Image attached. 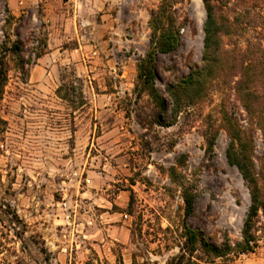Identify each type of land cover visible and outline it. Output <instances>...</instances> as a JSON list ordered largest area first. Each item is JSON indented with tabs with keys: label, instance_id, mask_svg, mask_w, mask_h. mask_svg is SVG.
I'll use <instances>...</instances> for the list:
<instances>
[{
	"label": "rangeland",
	"instance_id": "rangeland-1",
	"mask_svg": "<svg viewBox=\"0 0 264 264\" xmlns=\"http://www.w3.org/2000/svg\"><path fill=\"white\" fill-rule=\"evenodd\" d=\"M160 2L101 0L71 24L46 17L40 3L13 15L0 0V57L3 45L20 47L5 56L0 99V264H175L185 223L217 247L242 240L250 194L227 162L223 115L239 130L264 200V73H249L254 113L235 88L254 38L264 37V0L214 2L227 30L222 66L169 127L157 123L137 79ZM172 11L177 49L154 60V85L164 96L203 55L202 0H177ZM167 102L164 121L172 119ZM185 188L194 196L189 218ZM253 224L252 252L211 262L199 247L193 261L264 264L261 210Z\"/></svg>",
	"mask_w": 264,
	"mask_h": 264
},
{
	"label": "trees",
	"instance_id": "trees-1",
	"mask_svg": "<svg viewBox=\"0 0 264 264\" xmlns=\"http://www.w3.org/2000/svg\"><path fill=\"white\" fill-rule=\"evenodd\" d=\"M216 1L220 0H202L206 18L203 24L204 40L201 66L192 70L186 78L167 84L165 86L166 96L155 88L154 60L158 53L167 54L177 49L180 25L172 11L177 0H161L158 9L150 13V49L137 66V79L140 91L145 92L157 107V123L160 126H172L181 108L189 106L195 97L200 96L206 83L217 77L218 69L222 66L221 39L227 33V30L224 31V28L216 17L214 6V2ZM254 40H256L254 50L251 52V55L247 54L249 56H246L248 61L246 65H243L242 77L236 83L235 87L245 111L249 114L254 113L249 101L252 94H254L249 89V82L252 79L249 73H253V75L258 72L261 74L264 73V37H255ZM2 50L3 54L0 57V99L2 98L7 82L5 56L8 53L18 55L20 47L14 43L10 47L3 45ZM167 100L171 104L172 119L164 121L165 119H161L160 116H166L168 112ZM223 120L226 123L230 137L226 149L227 162L237 169L242 179L246 182L250 194V207L241 234L242 240L234 244L226 243L217 247L207 243L201 236L200 231L189 228L185 223L183 226V237L185 241L183 247L180 249L181 255L177 257L175 264H198L192 258L199 247L203 249L207 257L211 258V262H213V259L221 258L231 253L241 254L252 252L256 246V241L251 230L258 211L261 210L264 215V200L258 186L256 175L253 172L252 159L246 152L239 130L235 128V123L226 113L223 115ZM260 129L264 137V126H261ZM215 138L216 133H212L207 137V151L212 150L215 144ZM182 198L184 202V216L185 218H189L192 215L194 207V196L189 188L183 189ZM128 209L131 212V202H129Z\"/></svg>",
	"mask_w": 264,
	"mask_h": 264
},
{
	"label": "crops",
	"instance_id": "crops-1",
	"mask_svg": "<svg viewBox=\"0 0 264 264\" xmlns=\"http://www.w3.org/2000/svg\"><path fill=\"white\" fill-rule=\"evenodd\" d=\"M99 1L101 0H6V3L13 15L25 13L29 8L37 7L40 3V8L46 17L62 16L72 24L77 21V17L97 10Z\"/></svg>",
	"mask_w": 264,
	"mask_h": 264
}]
</instances>
